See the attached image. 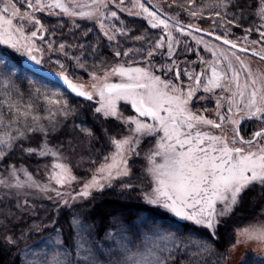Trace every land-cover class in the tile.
Returning a JSON list of instances; mask_svg holds the SVG:
<instances>
[{"label": "snow or ice", "instance_id": "obj_1", "mask_svg": "<svg viewBox=\"0 0 264 264\" xmlns=\"http://www.w3.org/2000/svg\"><path fill=\"white\" fill-rule=\"evenodd\" d=\"M25 10L21 11L20 0H0V44L8 46L25 56L40 71L44 65V48L37 45V40L45 41L48 30L37 13L47 12L48 15L70 17L75 27V19L92 21L98 25L101 37L118 47L119 38L130 37L131 29L120 20L118 11H109V5L119 8L116 0H23ZM124 0H119L123 4ZM132 8L129 15L142 17L150 29H159L161 35L155 42L149 43L147 36H137L133 39L148 44L142 52L145 56V66L119 64L108 66L101 61L99 71L88 73L89 83L79 81L68 75V68L61 61L55 60L59 71L53 73L59 81L58 89L62 91H45L32 85L37 98L43 99L47 105V115L41 116L37 106L31 100L23 101V94L17 88V99L10 94L0 104V161L19 148L29 155L50 157L53 163L49 165L47 182H40L27 169L8 166V178H0V186L12 191L16 196L27 195L25 189L39 193H53L57 210L60 206L69 211L75 202L91 197L94 191H103L113 186L114 181L130 177L132 172L128 161L133 156L140 155V145L146 138H154L155 144L146 154L147 166L145 174L149 179L148 190L143 191L141 199L150 206L162 209L171 217L174 224L180 228H191L192 235L206 231L207 237L193 239L192 235L182 238L177 233L154 227L148 217L140 215L133 221L132 229L139 244L125 233L129 229L121 226V239L117 242L115 255L117 259H109L108 264H174V257L180 252H187L195 257L194 264H202L205 256H217L225 261L229 254L238 246L249 241H257L264 245V221H255L234 230V242L229 245L227 253H219L211 241L219 240L217 229L221 220L233 214L244 194L253 189H264V126L255 131L245 140L240 135L242 122L255 120L264 125V71H253L251 65L240 55L251 51L264 60V0H259V9L254 13L260 23L249 27L246 34L240 38L243 44H237L226 38L230 26L240 27L237 21L241 13H230L235 7L234 0H211L207 7L215 9L209 13V18L215 25L219 19L225 27V35H215L211 30L201 29L194 24H184L176 16H170L161 4L151 6V0H131ZM166 2V0H165ZM176 0H173V4ZM186 5H179L188 16L203 18L205 7H197L196 0H186ZM171 7V5H168ZM231 15V19L227 17ZM32 30L28 31L27 26ZM91 31V29H89ZM203 32L216 41L229 47L226 53L223 48L209 43L203 37L197 38L194 33ZM256 32L259 39L249 41L248 37ZM173 33L189 36L198 45L212 53L213 59L202 61L206 67L200 72L184 70V75L191 84L185 85L179 80L181 70L175 62L176 48L179 41ZM54 35V34H53ZM87 35V33H84ZM99 39V38H98ZM249 44L253 47L249 48ZM259 45V49L255 46ZM81 49L85 46L80 45ZM92 47V46H89ZM50 52H61L65 56L66 45L60 43L53 46L46 42ZM93 53H98V47H92ZM141 49L129 48L123 53L113 52L116 57H127L130 53L141 52ZM157 54L172 60V64L154 68L151 59ZM50 59V58H49ZM76 67L86 70V65L80 57H73ZM0 62L3 58L0 57ZM171 72L177 83L162 79L156 71ZM118 82H112V78ZM5 84L11 83L5 78ZM219 90L223 95L216 96ZM215 96L216 117L209 119L203 112L193 111L195 100L206 97L197 96V92ZM95 101L94 115L100 119H115L125 128L126 135L119 138L109 136V145L114 149L104 156L91 175V179L77 191L70 190L77 181L71 166L64 162L58 149L49 147L47 137L57 130L60 121L58 117L67 119L74 111L64 93ZM223 101V102H222ZM124 102L134 110L135 115L124 116L120 104ZM7 106L9 115L2 111ZM225 105H227L225 107ZM204 109V112H207ZM217 120L219 122H217ZM46 122V123H45ZM230 126L231 136L224 131ZM86 137H93L91 129L80 128ZM212 130H220L217 135ZM30 134H39L42 143L38 149L25 148L24 141ZM107 135V132H106ZM239 145V146H238ZM95 163V162H93ZM23 179H21V175ZM125 189H135L134 184H123ZM260 195H264L261 192ZM49 200L53 196H47ZM19 207H30L28 200H23ZM260 215H264L261 210ZM69 224L74 232V245L70 250L62 239V232L56 229L52 244L56 247L51 251V259L45 264H100L96 251L91 246L92 241L85 238L92 235L94 226L87 224L76 213L69 218ZM147 228V231L144 229ZM109 232L106 238H112ZM3 242L18 247L19 241L11 236H5ZM192 248L195 251L188 252ZM62 249V250H59ZM97 250H101L97 248ZM73 252L75 255H73ZM81 253L83 255L81 256ZM29 252H22V264H33L27 259ZM241 264H248L246 259Z\"/></svg>", "mask_w": 264, "mask_h": 264}, {"label": "trees", "instance_id": "obj_2", "mask_svg": "<svg viewBox=\"0 0 264 264\" xmlns=\"http://www.w3.org/2000/svg\"><path fill=\"white\" fill-rule=\"evenodd\" d=\"M178 1H182L186 4V0ZM210 2L211 0H196V4L199 3V5H206ZM234 4L235 7L230 8V13L242 12V15H238L237 21L234 22V24L239 23L240 27L233 25L232 32L235 35L242 36L246 34V29L249 27L254 28L260 23L259 18L254 15L259 7V0H234ZM210 11L213 12L215 9L210 8ZM118 15L120 20L131 29L130 37H132L119 38L118 47L115 44L109 46V42L106 39L100 38L101 32L97 24L92 21L79 19L75 22L79 27H75L72 21L66 16L60 19L51 17L45 13H40L39 16L44 18L43 21L51 28L62 32L61 40L66 42L69 46L68 50L72 57L81 58L87 67V71L82 72V74L87 76L89 71L100 70L98 66L101 64V61L106 62L109 66L118 60L128 63L129 61H134L136 58L141 57L142 55L139 52L134 54L130 53L127 57L123 55L121 57H116L113 55V52L119 50L123 53L129 48L140 49L139 44L141 42L139 43L138 40L133 39L134 37L147 36L150 40H153L160 34L159 29H150L142 17L132 16L124 11H118ZM227 18L231 19V15ZM89 29H91V31H89ZM84 33H87V35H84ZM216 33L221 36L224 35L222 31ZM256 34V32H252L250 36L252 37ZM80 45H84L85 47L81 49L79 47ZM89 46L98 47V53H93L92 47ZM0 57L4 60L0 62V71L5 68V74H3V76L14 77L12 78L14 85L22 92L23 96L26 97L25 95H29L28 79H23L25 77L21 78V75L15 76L13 73L6 70V67L11 64L12 61H20L17 54L1 47ZM20 65L23 70L29 73L33 72L24 66V63H21V61ZM78 98L81 99L79 101L83 103L80 116L94 134L93 137L86 140V143H88L87 153L89 154L86 155L89 156V159L92 161L94 160L95 163H99L110 151L108 142L109 136L106 135L104 126L105 124L111 123V132H113V130L117 128V125L113 123V120L105 122L103 119L94 115L93 109L96 106L95 101L90 102L83 98ZM251 123V125L254 126L256 121L253 120ZM248 128L249 127H247V129ZM61 137V132L59 131L51 132L48 135V138H51L53 141H58ZM41 142L42 137L39 134H30L29 139L24 141V147L33 148L39 146ZM51 160L52 158L50 157L29 155L17 148L15 151L11 152L6 159L0 161V169L8 167L10 164L17 165L23 163L33 174L40 176L43 164L49 163ZM132 161L134 163V168L131 177L115 181L112 187L105 188L103 191L93 192L91 197L75 203L71 211L63 206H60L59 210H57V206L54 202L44 200L35 204L33 213L17 209L15 213L9 212L8 214H2L3 217L0 215L3 219L0 222V264H22V252L25 245L29 241L32 242L40 235H49L56 232V229L61 230L64 244L68 245L69 249H72L75 237L69 224V218L73 213L78 214L86 223L94 226L97 239L100 241L103 239L104 235L110 231L121 234L120 230L121 226H123L125 229H129L125 234L139 244V240L131 229L133 221L140 215L148 217L154 227L177 233V235H180L186 240L187 237L192 235L191 228H180L177 230L174 224V217H171L162 209L147 205L141 199L142 192L146 189L149 181L147 180L144 168L138 165L141 163L140 159L137 157L133 158ZM95 163H91V166ZM75 170L77 174L85 173L77 169ZM129 183L137 187L134 190L122 187L123 184ZM261 192H264V189L258 187L247 191L240 205L234 209L233 214L221 220L217 229L219 240L218 242L211 241L219 253H227L229 245L234 242L235 229L255 221L258 218L261 204L264 202V195H260ZM144 230L147 231V228ZM207 235L206 231L201 230L196 235H192V238H206ZM5 236H11L17 239L19 241L18 247H12L4 243L3 238ZM190 251H195V249L189 248L188 252ZM100 253L102 252L96 251V255L99 259H103L102 255L99 256ZM107 255H109L111 259L117 258L111 253ZM110 258H108V260ZM194 260H196V258L189 256L187 252H180L174 257V264H194ZM246 260L248 264H264V256H251ZM202 264H225V261L217 256H205Z\"/></svg>", "mask_w": 264, "mask_h": 264}, {"label": "rangeland", "instance_id": "obj_3", "mask_svg": "<svg viewBox=\"0 0 264 264\" xmlns=\"http://www.w3.org/2000/svg\"><path fill=\"white\" fill-rule=\"evenodd\" d=\"M151 1L153 3H155L156 5L161 4L164 7V10L166 12H168V14H170L171 16H176L182 22H185L188 24H194L200 28H203L206 30H211L215 33L218 31H222V33L225 35V31H226L225 27L221 26L223 22L221 20L217 19L216 23L214 25L213 20L209 18V13H211V11H210V7H207V5H209L210 3L209 4L207 3L206 5H199V3H197L196 4L197 7H205V15L203 18H194V17L188 16L186 11H184L183 8L179 7V5L187 6L182 1L176 0L175 4H173V0L172 1L168 0L166 2L163 0H151ZM116 3L119 4V8H117L115 5H109V11L115 10V11H124V12L128 13V11L124 10V9H131L132 8L131 0H124L123 4H120L119 0H116ZM168 5H171V7H168ZM110 6H112V7H110ZM18 7H20L21 11L25 10V5H24L23 0H20ZM258 9H259V7H258ZM44 13L47 14V12H44ZM39 15H40V13H37V17L41 20V22L45 25V27L48 30V35L45 37V41L37 40V45L41 46L45 49L44 53H43L44 61H45L43 68L49 72H53V73L58 72L59 68L57 67V65L55 63H53V61L59 59L61 61V63H63L64 65L67 66L68 75L70 77H74V78H76L79 81L84 82V83H89L90 82L89 75L84 76L82 74V72L87 71V67H86V70L76 67V62L74 59H72L73 57L70 55V51L68 50L69 46L67 45L66 42L61 40L62 32L60 30H55V29L51 28L48 24H46L43 21L44 18H41ZM51 17H55V18H59V19L61 18V17L55 16V15H52ZM67 18H69L72 21V18H70V17H67ZM79 19L80 18H76L75 22ZM27 30L28 31L32 30V26L28 25ZM232 31H233L232 26H230V31L227 32L226 38L229 40H233V41L237 42V44H243L244 41L240 38L244 37L245 35H242V36L241 35H235V34H233ZM161 35H163V33L160 31V34L155 39L149 40V43L155 42ZM173 35L180 42L179 46L176 48V56L174 59H175L176 64L179 66V68L181 70L180 76L185 77V78L180 77L179 80L182 81L185 85H188V84H191L192 81H189L188 78L184 75V70L187 69L188 71H192L194 69L196 72H200L202 68L206 67V65L204 63H202V61L212 60L213 55H212V53L208 52L204 48L203 45H198L196 43V41L193 40L191 37L180 35L178 33H173ZM194 35H196L197 38L203 37V39L209 43V46H211L212 44H215L218 46V48H223V50L226 53L229 51V47L227 45H223L222 42L216 41L213 37H209L203 33H194ZM248 39H249V41L257 40V39H259V36H258V34H256L252 37L249 36ZM46 42H52L54 47L59 45L60 43H64L66 45L65 52H67L68 55L65 56L63 53L58 52V51H56V52L48 51L46 48ZM138 42L139 43L141 42L139 44V47L142 51L139 53L142 55V52L148 48V44H145L142 41H138ZM248 46H249V48L253 47V45H251V44H249ZM1 47L7 49L8 51H11V52L17 54L21 63L29 62V60L25 56H23L20 53L15 52L14 50L9 48L8 46L0 44V48ZM255 47L257 49H259L260 46L256 45ZM233 51H236L237 54L240 55L242 59H244L247 63H249L251 65V68L253 69V71H256V70L264 71V61L263 60L255 57L251 54H248V53H241L238 50H233ZM145 59H146L145 56L142 55L141 57L136 58L134 61H129L128 63H125L122 60H118L114 64H111L109 66H115V65H119V64H126L127 65L129 63H132L133 66H136V65L145 66L143 63V61H145ZM20 61L19 62L17 60L12 61L11 64H9L6 67V70L13 73L15 76L21 75V78L25 77L23 79H26V78L28 79L27 83L29 84V86H28L29 87V90H28L29 95L24 94L26 97L23 96V101L28 102L30 100V94H31V100L37 106V111L39 112V114L42 117L46 116L47 115V105L44 103L42 97L41 98L36 97L32 85H34L36 88H41L42 90H45V91H62V89H58L57 88L58 83H56L55 81H53V80H51L45 76H42L36 72L35 73L30 72L29 73L28 71L23 70V68L20 65ZM81 62L83 63L82 60H81ZM151 64L154 68L158 69L159 66H161V65H169L170 66L172 64V60L168 59L166 57V55L161 56V55L157 54L156 56H154L151 59ZM4 70H5V68L2 71H0V104H3V102L8 98L6 94H10L11 98L13 100L18 98L17 97V86L14 85V81L12 79L14 77L3 76V74H5ZM89 73H91V72L89 71ZM156 75L161 76L162 79L172 80L174 83H177V81L174 78L173 73H171V72H161V71L157 70ZM5 78H10L11 83L5 84L4 83ZM112 82H118V78L113 77ZM19 92L22 93L20 90H19ZM197 95L198 96H204V97H206V99H204L202 101L199 100V103L197 105L192 104L193 111L203 112V114L204 115L206 114L207 118H209V119H217V117H216L217 109H216V103H215V96H213L212 94H209V93H205L203 91L197 92ZM215 95L219 96V95H223V93H220L219 90H217ZM64 98L69 101V104L72 106L74 111L67 119L58 117L60 124H59L56 131L61 132L62 137L58 141L57 140L53 141V140H51V138L47 137V143H48L49 147H51L53 149H58L60 151L61 156L64 158V162L68 163L71 166L73 175H75L77 177V181L71 185L70 189H65V190H70L74 193V192L79 191L83 187V184L91 179L92 173L95 171L96 167L99 164L103 163V160L101 162L95 163L93 166H91V163H93L94 160L92 161L91 159H89V156H87L89 154L87 153L88 143H86V140H88V138H90V137H86L82 132H80L79 129L80 128L90 129V127L86 124L85 121L82 120V117L80 116V113H81V110L83 107V103L81 101H79L81 99H79L78 97H76L74 95H69L67 92L64 93ZM206 100L210 101L209 105L205 104ZM194 101L198 102L196 100H194ZM226 106L227 105H225V107ZM204 109H207L208 111L204 112ZM2 111L4 112L5 116L9 115L6 105H4ZM120 111L124 114V116L135 115L134 110H132L130 108V106L125 104L124 102H121V104H120ZM109 120H113V123L117 125V128L115 130H113V132H111L112 131L111 123L105 124L104 130H105V132H107L108 136H115V137L119 138V136L127 134L125 132L124 126H122L119 121H116L115 119H107L104 121L106 122ZM217 122H219V121L217 120ZM262 126H264V125H261L258 121H256V123H254V126L251 127L252 131H251L249 137L246 139L244 138V139L245 140L249 139L252 136V134ZM56 131H54V132H56ZM212 131H214V133L217 135L220 134V130H212ZM224 131L227 135L231 136L230 126L226 127L224 129ZM154 144H155L154 138H146V139L142 140L140 148H139L140 155L139 156H133L128 161V166L131 168V172H133V168H134L133 167L134 163L132 160H133V158H137V157L141 161V163L138 165L142 166L145 170V168L147 166V160L145 158V154L150 149L153 148ZM40 145L33 147V148L38 149L40 147ZM112 151H114V149L110 146L109 153H111ZM53 162L54 161L52 159L49 163L43 164L42 171L40 172V176L33 174L26 167V165H24L23 163L17 164V165L16 164H10V165H16L17 167L25 168L33 174V176L35 177L36 180H38L40 182H47L48 173L50 171V168L48 166L51 165ZM7 169H8V167L0 169V178H8L9 173H8ZM75 169H77L79 171H83L85 173L77 174ZM20 175H21V179H23L24 178L23 175L22 174H20ZM126 178H129V177H125L123 179H126ZM147 180L149 181L148 177H147ZM148 187H149V184L147 185L146 189H144V191L148 190ZM24 191L27 192L28 194L16 196V195L12 194V191L5 189L2 186H0V215L2 217H3L2 214H8L9 212L10 213L11 212H14V213L17 212V209L33 213L35 204L39 201L48 200V201L55 203L56 198H55L53 193L43 194V193H39L35 190H30V189H25ZM49 195L53 196L52 200H49L47 198V196H49ZM25 199L28 200L30 207H19L18 205ZM80 201H82V200H80ZM80 201H77V202H80ZM77 202H75V203H77ZM261 210H264V202L261 204L259 216L255 221H264V215H260ZM2 220L3 219L0 217V222ZM255 221H252V222H255ZM252 222H250V223H252ZM87 224H89V223H87ZM111 233L113 234L112 238H106L107 234H108V233H106L104 235L103 239H101V241L97 239L95 229H93L91 236H88V234L85 233V238L87 240L92 241L91 245H86V247L91 246L94 251L102 252L99 254V256L102 255V258H103V259H99L100 264H108V262H109L108 258H110V256L107 254L111 253L112 255H115V252L117 250V242L121 239V234H119L117 232H111ZM55 235H56V232L49 234V235H40V236L36 237L32 242L29 241L23 249V251L27 250L29 252L27 259L31 260L33 262V264H45L46 259L48 261H50L51 251L53 248L56 247L55 245L52 244V238H54ZM97 248H100L101 250H97ZM59 250H62V249H59ZM73 255H75L74 252H73ZM82 255H83V253H81V256ZM251 256H253V257L264 256V245H261L257 241H249V242L245 243L244 245L238 246V248L233 253L229 254V259L227 260L226 264H241L242 259H247ZM117 258H114V259H117Z\"/></svg>", "mask_w": 264, "mask_h": 264}, {"label": "water", "instance_id": "obj_4", "mask_svg": "<svg viewBox=\"0 0 264 264\" xmlns=\"http://www.w3.org/2000/svg\"><path fill=\"white\" fill-rule=\"evenodd\" d=\"M151 6H155V4L154 3H152L151 2ZM170 15V14H169ZM171 16V15H170ZM184 24H188V23H185V22H183ZM201 29H203V28H201ZM206 30V29H205ZM201 33H203V32H201ZM214 33V36L215 35H219V34H217V33H215V32H213ZM204 34V33H203ZM214 36H213V38H214ZM221 42V41H220ZM248 54H251V55H253V56H255L251 51H249V52H247ZM255 57H257V58H259L258 56H255ZM260 59V58H259ZM264 61V60H263ZM24 66H26L28 69H30L31 71H33V72H36V73H38V74H40V75H42V76H45V77H47V78H49V79H51V80H53V81H55L56 83H58L59 84V81L56 79V77L53 75V72H49V71H47V70H45L44 68L42 69V70H40V71H37L36 70V66L32 63V62H24Z\"/></svg>", "mask_w": 264, "mask_h": 264}, {"label": "flooded vegetation", "instance_id": "obj_5", "mask_svg": "<svg viewBox=\"0 0 264 264\" xmlns=\"http://www.w3.org/2000/svg\"><path fill=\"white\" fill-rule=\"evenodd\" d=\"M180 77H182V78H185V77H183V76H180ZM198 96V95H197ZM194 100H195V98H194ZM196 101H198V102H195V101H193V105H197L198 103H199V100H196ZM205 104H210V101L209 100H206V102H205ZM206 115V114H205ZM207 116V115H206ZM251 121H253V120H250V121H245V122H242V124H241V127H240V134H241V136H243L245 139L246 138H248L249 137V135H250V133H251V131H252V129H251V127H252V123H251ZM247 127H249L248 129H247ZM250 129V130H249ZM249 130V131H248Z\"/></svg>", "mask_w": 264, "mask_h": 264}]
</instances>
